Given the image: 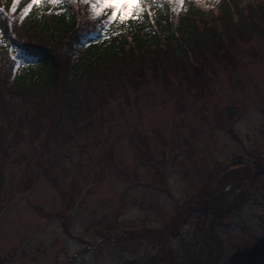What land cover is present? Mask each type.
Segmentation results:
<instances>
[{"label": "rangeland", "instance_id": "374dc122", "mask_svg": "<svg viewBox=\"0 0 264 264\" xmlns=\"http://www.w3.org/2000/svg\"><path fill=\"white\" fill-rule=\"evenodd\" d=\"M189 1L204 9L218 2ZM21 2L30 0L12 12V0H0L11 30L22 21ZM72 2L84 16L79 26H91L78 36L96 33L102 24L88 18L81 0ZM253 3L264 6L247 0ZM256 21L246 35L221 40L216 54H197L187 81L173 61H157L141 66L164 67L128 71L107 88L90 81L65 87L69 41L45 46L61 85L27 96L16 112L19 132L4 135L12 140L0 151V264H241L259 252L264 21ZM15 29L17 40L23 32ZM13 55L22 53L0 45L3 71L16 67ZM81 87L108 108L81 121L88 127L78 136L60 120L63 95ZM115 89L121 93L110 96ZM10 113L0 108V133Z\"/></svg>", "mask_w": 264, "mask_h": 264}, {"label": "trees", "instance_id": "16d2710c", "mask_svg": "<svg viewBox=\"0 0 264 264\" xmlns=\"http://www.w3.org/2000/svg\"><path fill=\"white\" fill-rule=\"evenodd\" d=\"M72 4V0H65L63 5L55 7L47 2L34 5L22 15L20 25L13 26L12 30L7 26L8 18L0 15V45L8 48L19 45L33 59L13 72L1 69L3 56H0V108L6 105L9 110H15V115L10 113L11 117L5 122L7 132L0 133V151L5 150L6 144L11 145L12 139H4V135L14 136L19 132L16 112L25 104L27 96L57 91L61 85L57 61L45 46L58 48L69 41L67 52L74 54L65 87L66 84L72 87L77 82L89 81L103 83L106 87L109 82H117L126 76L128 71L136 73L145 67H164L141 66L143 63L154 65L157 61H173L175 70L181 68L180 76L187 81V66L190 70L194 67L193 71L199 67L197 54L206 51L208 55L216 54L221 40H228L235 34L244 36L254 29L256 19L264 21V6L253 3L250 7L247 0H218L213 9L201 8L189 0H182V3L181 0H142L144 11L140 19L113 25L107 33L103 30L102 35L97 30L95 38L86 40L78 48L70 43L74 39L73 33L77 28L84 31L85 25L90 23L83 22L85 24L79 26L78 18L84 16H79L81 11L79 14L74 12ZM21 5L24 10L26 4L21 2ZM60 8L65 11H59ZM15 28L17 33L23 32L17 40H14ZM100 92L104 93L102 89ZM117 92L121 93L115 89L110 96ZM62 99L66 104L62 109L60 128L79 131L78 136H83V128L88 127L81 121L97 119L96 115L108 108L107 100L98 102L91 89L82 87L77 92H67ZM2 125L0 119V128ZM257 249L256 254L243 256L241 264H264V245Z\"/></svg>", "mask_w": 264, "mask_h": 264}, {"label": "snow or ice", "instance_id": "6c2138e0", "mask_svg": "<svg viewBox=\"0 0 264 264\" xmlns=\"http://www.w3.org/2000/svg\"><path fill=\"white\" fill-rule=\"evenodd\" d=\"M18 2L19 0H12V12L16 11L15 5ZM45 2L55 7L63 5L65 0H30V3L23 11L27 14L32 6L41 5ZM81 2L88 7L90 13L88 18L93 21L98 20L99 23L102 24L105 33H107L113 25L124 23L129 19H140L141 13L144 11L142 0H81ZM3 11L4 8L0 7V12ZM59 11H65V9L60 8ZM21 19H23V16ZM0 35H2V33H0ZM11 59L19 66V62L16 60L15 55H13Z\"/></svg>", "mask_w": 264, "mask_h": 264}]
</instances>
